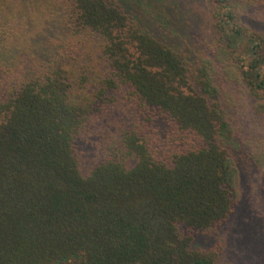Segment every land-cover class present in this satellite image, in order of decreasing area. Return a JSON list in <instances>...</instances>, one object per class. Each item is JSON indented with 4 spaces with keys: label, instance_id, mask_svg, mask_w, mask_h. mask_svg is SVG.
<instances>
[{
    "label": "trees",
    "instance_id": "trees-1",
    "mask_svg": "<svg viewBox=\"0 0 264 264\" xmlns=\"http://www.w3.org/2000/svg\"><path fill=\"white\" fill-rule=\"evenodd\" d=\"M175 2L205 53L122 0H0V264H218L192 234L243 203L244 167L261 204L264 0Z\"/></svg>",
    "mask_w": 264,
    "mask_h": 264
},
{
    "label": "rangeland",
    "instance_id": "rangeland-1",
    "mask_svg": "<svg viewBox=\"0 0 264 264\" xmlns=\"http://www.w3.org/2000/svg\"><path fill=\"white\" fill-rule=\"evenodd\" d=\"M123 6L131 13L132 19L142 22V26L147 28L163 43L178 48L190 55L203 54L208 49L204 30L192 27L185 19L183 13L184 2L177 4L175 0H122ZM142 8L148 10L143 14ZM136 18V19H135ZM89 50V49H88ZM93 59V58H92ZM96 70L98 65L93 59ZM110 116L116 118L132 117L130 109L123 110L122 107L116 109ZM112 120V121H110ZM103 120L104 125L113 122L114 119ZM97 125V124H96ZM107 126L98 125L93 128V136L90 140L104 143L107 136ZM119 126V125H115ZM115 126H110L112 132L117 130ZM224 142H228L225 140ZM93 146V145H92ZM234 150L235 147H234ZM237 151V150H236ZM85 155L88 157L85 158ZM82 158L86 160L85 165L91 166L97 153L89 150ZM254 169L244 167L243 180L245 181L246 193L243 203L240 204L227 223L214 228L208 232H195L193 248L196 250H207L217 248L219 250L218 264H264V189L260 186L261 204L257 205L255 199L252 202L250 196V186L255 179ZM252 179V180H251ZM263 189V190H262ZM254 198V197H253ZM183 229V228H182ZM73 261L69 264H72Z\"/></svg>",
    "mask_w": 264,
    "mask_h": 264
}]
</instances>
